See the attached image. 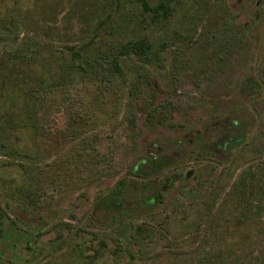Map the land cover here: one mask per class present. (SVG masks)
I'll return each mask as SVG.
<instances>
[{
	"label": "rangeland",
	"instance_id": "1",
	"mask_svg": "<svg viewBox=\"0 0 264 264\" xmlns=\"http://www.w3.org/2000/svg\"><path fill=\"white\" fill-rule=\"evenodd\" d=\"M139 9L137 0H0V23L26 19L15 45H35L40 60L57 73L65 72L73 45L88 59L75 58L69 78L59 79L41 108L51 136L41 130L34 137L22 126L8 133L12 146L40 152L35 160L0 149V200L9 216L0 235V264H180L188 241H198L187 238L182 226L184 197L227 157L224 142L237 119L235 106L252 102L242 83L247 72L258 78L264 95V0H172L168 18L151 22ZM254 13L257 23L251 21ZM106 14L105 23L95 26ZM242 22L251 41L237 36ZM140 29L157 47L149 60L128 53L119 57L120 70L93 65L111 39L124 40ZM32 62L18 64L20 70ZM105 75L113 82L107 84ZM153 104L154 120L146 123ZM131 109L138 126L133 137L110 132ZM193 138L213 148L217 167L178 162V169L152 180L166 187L165 201L126 170L147 146L161 150L165 144L173 152L176 144L191 146ZM89 143L113 150L114 157L90 155ZM257 152L247 149L232 171L214 181L219 198L243 166L264 157ZM39 186L38 196L26 193Z\"/></svg>",
	"mask_w": 264,
	"mask_h": 264
},
{
	"label": "trees",
	"instance_id": "2",
	"mask_svg": "<svg viewBox=\"0 0 264 264\" xmlns=\"http://www.w3.org/2000/svg\"><path fill=\"white\" fill-rule=\"evenodd\" d=\"M137 1L140 14L142 17L148 15L150 22L168 18L172 9V0ZM108 14L99 16L94 25L105 23L106 17H109ZM2 20L0 42L8 40V44L0 46V149L7 153L15 151L19 155L35 160L40 152L32 150L33 148L12 146V143L7 140L8 133H16L15 127L22 126L30 127V133L34 137V133L41 130L45 131L44 134L51 136L50 125L46 123V115H43L41 108L46 101H49L50 93L57 87L58 81L61 83L59 79L69 78L67 75L71 73L75 58L82 56L83 52L81 46L70 47L72 56L66 62L64 60L67 65L66 70L57 73L54 66L40 60L35 45L22 48L14 44L26 19L10 17ZM258 20L259 16L254 13L251 21L257 23ZM144 25L146 23L142 21V27ZM240 25L242 35L237 36L242 37L243 41L249 38L251 41V35L246 36L245 23L242 22ZM153 40L147 30L140 29L134 36L126 37L124 40L115 42L111 39L106 48H102L91 61L94 62L93 65H106L107 72L110 71L108 69L120 70L119 57L123 54L133 53L142 60H149L157 51ZM81 56V61H88L87 56ZM24 60H33V62L27 69L20 70L18 64ZM80 60H77L78 65ZM12 73L19 74V80L10 79ZM260 78L264 85V75L260 74ZM104 79L107 84L113 82V79H108V75H105ZM242 81L247 90V96L252 99V102L250 105L236 104L235 106L237 109L234 113L237 119L227 130L229 133L224 142L230 151L222 161L219 171L202 176L205 179L203 181L197 178V182L192 186V193L184 197L186 213L182 226L187 233V238L198 241L196 243L188 241L190 246L179 254L180 264H264V157H259L243 166L220 198L219 193L213 191V186L220 179L221 174L224 171H232L231 168L235 167L240 161V156L247 149L256 148L258 155H262L264 151V143H260L264 133V95H259L261 85L252 71L247 72ZM149 82L150 80L146 79L142 83L146 85ZM17 84H21L22 87H18ZM166 100L169 101V99ZM156 109L157 104L148 107L145 115L146 123L152 118L154 120ZM176 122L171 120V124ZM136 127L138 126L134 121V111L131 109L125 111L120 128L116 124L110 127V132L120 131L124 137H133ZM166 146L164 144L161 150L147 146L144 151L134 155L133 164L126 168L129 174L134 175V177L131 176L134 182H140V186L155 188L153 194L158 200H166L164 199L166 187L152 180L178 169V162L192 159L201 163L200 169L217 167L213 148L210 146L205 148L199 144L197 138H193L191 146L174 145L173 152H169ZM232 148L235 149L232 150ZM88 150L90 155L99 157L100 160L108 161L114 157L113 150L103 152L93 143H89ZM75 153L76 151L73 155ZM40 190V186L29 187L26 193L38 196ZM215 200L218 202L216 207L213 210H206V207H211ZM8 217L0 200V235L4 230V221Z\"/></svg>",
	"mask_w": 264,
	"mask_h": 264
}]
</instances>
